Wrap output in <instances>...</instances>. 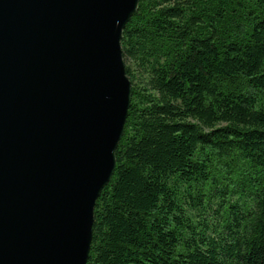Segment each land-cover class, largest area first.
<instances>
[{"label":"trees","instance_id":"obj_1","mask_svg":"<svg viewBox=\"0 0 264 264\" xmlns=\"http://www.w3.org/2000/svg\"><path fill=\"white\" fill-rule=\"evenodd\" d=\"M122 50L87 264H264V0H140Z\"/></svg>","mask_w":264,"mask_h":264},{"label":"water","instance_id":"obj_2","mask_svg":"<svg viewBox=\"0 0 264 264\" xmlns=\"http://www.w3.org/2000/svg\"><path fill=\"white\" fill-rule=\"evenodd\" d=\"M140 0H0V264H87Z\"/></svg>","mask_w":264,"mask_h":264},{"label":"rangeland","instance_id":"obj_3","mask_svg":"<svg viewBox=\"0 0 264 264\" xmlns=\"http://www.w3.org/2000/svg\"><path fill=\"white\" fill-rule=\"evenodd\" d=\"M127 65H130L131 66V64H129V63H127ZM131 67H133L134 68V66H131ZM139 76V75H138ZM141 78H140V76L138 77V80H140Z\"/></svg>","mask_w":264,"mask_h":264}]
</instances>
